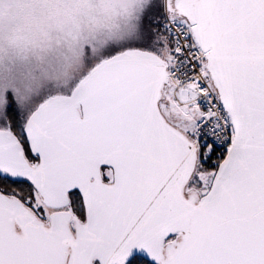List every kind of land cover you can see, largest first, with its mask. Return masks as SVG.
<instances>
[{
    "label": "snow or ice",
    "instance_id": "1",
    "mask_svg": "<svg viewBox=\"0 0 264 264\" xmlns=\"http://www.w3.org/2000/svg\"><path fill=\"white\" fill-rule=\"evenodd\" d=\"M0 264H264V0H0Z\"/></svg>",
    "mask_w": 264,
    "mask_h": 264
}]
</instances>
